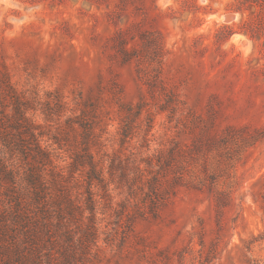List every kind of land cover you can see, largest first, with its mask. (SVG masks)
<instances>
[{
    "label": "rangeland",
    "instance_id": "rangeland-1",
    "mask_svg": "<svg viewBox=\"0 0 264 264\" xmlns=\"http://www.w3.org/2000/svg\"><path fill=\"white\" fill-rule=\"evenodd\" d=\"M1 71L43 140L83 117L131 176L198 147L155 211L99 199L96 264H264V0H0Z\"/></svg>",
    "mask_w": 264,
    "mask_h": 264
},
{
    "label": "trees",
    "instance_id": "trees-1",
    "mask_svg": "<svg viewBox=\"0 0 264 264\" xmlns=\"http://www.w3.org/2000/svg\"><path fill=\"white\" fill-rule=\"evenodd\" d=\"M36 110L8 72L1 71L0 264H96L103 251L98 244L99 199L111 207L113 190L120 193L126 186L128 197L132 194L137 204L153 212L190 182H184L182 158H192L196 146L168 155L163 165L172 163L171 176L161 172V157L158 169L133 165L131 176L120 158L106 165L100 135L89 120L68 118L60 137L52 135L48 142ZM84 112L91 114L81 109ZM129 123L121 119V138L128 136Z\"/></svg>",
    "mask_w": 264,
    "mask_h": 264
}]
</instances>
